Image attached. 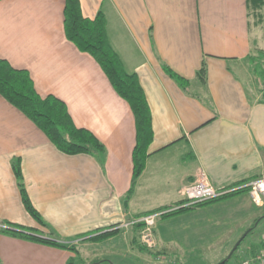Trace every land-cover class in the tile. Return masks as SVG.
Listing matches in <instances>:
<instances>
[{
	"label": "crops",
	"instance_id": "0c3cea01",
	"mask_svg": "<svg viewBox=\"0 0 264 264\" xmlns=\"http://www.w3.org/2000/svg\"><path fill=\"white\" fill-rule=\"evenodd\" d=\"M80 5L85 18L104 15L113 49L144 90L154 134L146 168L127 198L135 116L94 58L66 38L65 0H0V58L28 71L41 97L64 102L75 125L105 147L93 156L65 155L0 96V228L12 223L36 229L35 235L65 246L0 234V264H96L98 256L134 254L143 250L140 228L120 226L180 205L181 190L201 170L218 188L264 177L259 90L264 76L252 65L260 50L247 0H80ZM203 63L205 83L197 76ZM18 161L46 228L22 203L13 169ZM155 237L157 255L171 246L201 251L218 246L225 255L216 264H224L232 251L230 258L237 254L242 260L238 264H253L264 251V206L238 192L160 219ZM102 246L105 256L90 254Z\"/></svg>",
	"mask_w": 264,
	"mask_h": 264
},
{
	"label": "trees",
	"instance_id": "16d2710c",
	"mask_svg": "<svg viewBox=\"0 0 264 264\" xmlns=\"http://www.w3.org/2000/svg\"><path fill=\"white\" fill-rule=\"evenodd\" d=\"M247 2L252 18L256 17L257 26L263 27L264 0H247ZM64 29L66 38L80 52L94 58L115 92L129 104L135 116L137 135L133 152L132 187L127 197L129 198L146 168L149 157L148 151L154 135L152 116L144 90L138 76L126 71L122 60L113 49L107 34L106 19L102 13L95 19L85 18L82 14L80 0H65ZM252 61L254 62V57ZM166 71L182 85H186L187 82L185 80L172 74L169 69H166ZM262 75H264V72H262ZM197 76L202 83L206 82L205 63L202 64ZM0 96L32 121L63 154L68 156L81 154L93 156L105 152V147L91 132L75 125L64 102L54 96L41 97L36 91L29 72L15 69L8 61L2 58H0ZM13 169L26 211L40 226L46 228V224L33 207L26 191L19 161L14 165ZM202 205L204 204L181 209L168 216L193 210ZM125 206H127V199ZM2 225L6 227L0 228V234L47 245L65 247L55 241L35 235L36 229H28L12 223H3ZM143 250L146 249L143 248Z\"/></svg>",
	"mask_w": 264,
	"mask_h": 264
},
{
	"label": "built area",
	"instance_id": "2783aa9c",
	"mask_svg": "<svg viewBox=\"0 0 264 264\" xmlns=\"http://www.w3.org/2000/svg\"><path fill=\"white\" fill-rule=\"evenodd\" d=\"M259 90L264 97V79L259 81ZM238 192H246L255 205L264 206V177L250 180L236 187L218 188L211 183L207 173L201 170L196 175L194 182L181 190L180 195L184 201L180 205L144 214L131 222L122 224L120 229L139 226L141 246L152 249L156 247L155 228L160 219L181 209L217 201ZM242 264L251 263L243 262ZM253 264H264V251Z\"/></svg>",
	"mask_w": 264,
	"mask_h": 264
},
{
	"label": "rangeland",
	"instance_id": "374dc122",
	"mask_svg": "<svg viewBox=\"0 0 264 264\" xmlns=\"http://www.w3.org/2000/svg\"><path fill=\"white\" fill-rule=\"evenodd\" d=\"M255 37L257 40V50L260 51H256L254 53V64L252 65L254 71L257 72L256 74L260 73L261 76H264L262 75V72H264V26L256 27ZM260 78V80L264 79V77ZM157 248V246L152 249L145 248L147 251L137 250L134 254L129 253V255L127 251H123L120 254L122 257L119 256V258L116 259L115 257H113L112 260L108 258H103L102 256H98L100 258L98 259V262L96 264H216L218 261H220V258L225 255V253H222V250L218 246L202 251L199 249H176L171 246L168 248L166 247L164 249L165 251L159 255L156 254ZM242 248L243 246L240 249ZM104 251L105 247L102 246L91 249L90 254H93L94 256L104 255ZM131 251L132 250L130 248V252ZM232 252L228 256H226V258H224V264H238L242 261L240 260L241 258L237 254L230 258ZM136 254L141 255V259L140 257L137 258ZM225 260H228L229 262H225Z\"/></svg>",
	"mask_w": 264,
	"mask_h": 264
},
{
	"label": "water",
	"instance_id": "95a60500",
	"mask_svg": "<svg viewBox=\"0 0 264 264\" xmlns=\"http://www.w3.org/2000/svg\"><path fill=\"white\" fill-rule=\"evenodd\" d=\"M239 244H240V243L237 244V246L235 247L234 251L238 248Z\"/></svg>",
	"mask_w": 264,
	"mask_h": 264
}]
</instances>
